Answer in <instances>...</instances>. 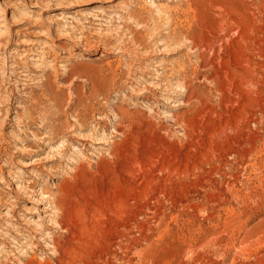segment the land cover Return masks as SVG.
Masks as SVG:
<instances>
[{"label":"rangeland","instance_id":"rangeland-1","mask_svg":"<svg viewBox=\"0 0 264 264\" xmlns=\"http://www.w3.org/2000/svg\"><path fill=\"white\" fill-rule=\"evenodd\" d=\"M0 264H264V0H0Z\"/></svg>","mask_w":264,"mask_h":264},{"label":"bare ground","instance_id":"bare-ground-1","mask_svg":"<svg viewBox=\"0 0 264 264\" xmlns=\"http://www.w3.org/2000/svg\"><path fill=\"white\" fill-rule=\"evenodd\" d=\"M62 142V141H61ZM43 195H45V194H42L41 196H43ZM58 200H54V199H52L51 201H47L46 202V205H49V206H51L52 207V209L53 208H57V207H55V206H58V204L56 205V202H57ZM58 203V202H57ZM60 205V204H59ZM59 210V209H58ZM55 222V221H54ZM55 224L58 226L59 225V223H56L55 222ZM56 241V240H55ZM183 241V240H182ZM51 242H53V239L51 240ZM54 243V242H53Z\"/></svg>","mask_w":264,"mask_h":264}]
</instances>
